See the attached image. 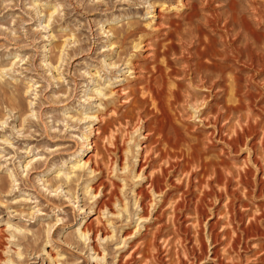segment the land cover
<instances>
[{
    "label": "rangeland",
    "instance_id": "obj_1",
    "mask_svg": "<svg viewBox=\"0 0 264 264\" xmlns=\"http://www.w3.org/2000/svg\"><path fill=\"white\" fill-rule=\"evenodd\" d=\"M194 1L199 0H0V87L8 92L0 95V264H179L182 257L194 262L180 241L199 251L200 235L208 253L196 264H262L260 144L222 149L231 120L215 125L218 109L201 100L181 99L175 106L177 128L200 149L209 148L233 177V202L206 206L200 226L194 203L175 220L182 191L169 198L154 193L150 180L160 168L152 160L155 136L135 129L136 120L126 117L138 113L131 104L142 97L139 91L158 59L164 61L158 42L171 21L193 33L183 20ZM237 1L262 33L257 51L264 57V0ZM215 4L223 11L227 0ZM138 42L143 43L134 48ZM176 52L174 61L179 47ZM180 81L192 94L189 81ZM255 82L263 91L264 74ZM177 174L174 182L186 189V177ZM233 203L235 221L228 214ZM253 224L258 232L246 238L243 229ZM210 229L221 235L219 242L213 244Z\"/></svg>",
    "mask_w": 264,
    "mask_h": 264
},
{
    "label": "bare ground",
    "instance_id": "obj_2",
    "mask_svg": "<svg viewBox=\"0 0 264 264\" xmlns=\"http://www.w3.org/2000/svg\"><path fill=\"white\" fill-rule=\"evenodd\" d=\"M217 2L219 0H199L190 5V12L183 21L187 22L185 25L188 27L194 26L193 31L191 30L193 33H184L183 30L186 29L182 27L181 22L171 21L170 30L164 33V37L158 42V50L162 48L163 51L160 50L157 55L164 61L161 64L158 59L142 91H139L142 97L132 102L131 111L138 109V113L131 112L126 116L136 120L135 129L144 127L155 136L156 148L151 149V152L156 157L152 160L160 161V168L150 180L154 193L169 198L173 191H182L178 196L175 220L189 211L194 203L196 221L200 226L207 217L206 206H214L216 201L225 199L233 202L229 199L233 196V177L227 174V170L222 166L223 161L210 157L209 148L200 149L195 139L188 138L177 128L175 119L179 110L175 109V106L178 102L182 99L184 103L189 104L201 100L209 109H218L213 122L215 125L222 120H231L228 130L231 135L224 137L225 145L222 149L228 147L236 152L252 143L256 146L260 144L264 152V90L262 91L260 82H255L257 77L264 74V57L257 51L262 42V33L245 18L237 0H227L226 9L223 11H219L221 7L216 6ZM257 13L260 17L263 16L260 8ZM257 21V25H260L261 20ZM137 31L135 29V35ZM141 43L143 42L135 44L134 48H138ZM178 47L180 58L174 61L171 55L177 54ZM126 62L136 68V64H132L130 59H126ZM245 74L249 75L244 80L246 83L243 82ZM181 79L189 81L186 87L193 90L192 94L182 89L184 84ZM195 88L201 90L195 91ZM204 90L206 92H203ZM1 94L8 95V92L0 87ZM9 99L10 105L16 107L17 95L11 93ZM148 105H152L154 109H147ZM223 132L224 128L220 127L219 134ZM147 136L148 139L151 138L150 134H146ZM210 140H216V128L212 130ZM211 144L215 146L213 142ZM136 146H139L137 138L131 147L133 158ZM115 149L126 151V148L117 146ZM177 173L186 177V189L183 184L174 182L172 177L178 176ZM245 178L246 176L241 175V184ZM168 186L173 189L166 191L165 187ZM234 207L235 203L228 206L231 221H235L237 217ZM253 226L256 227L254 224ZM253 226L243 229L246 238L258 232V228L254 230ZM209 232L213 244L219 242L221 235L211 229ZM241 236L238 244H241ZM185 241L186 239L180 241L185 248L183 253L195 261L189 262L182 257L179 258V264H196L202 261L208 253L203 235L197 239L199 251L198 248H187ZM261 262L264 264L263 259Z\"/></svg>",
    "mask_w": 264,
    "mask_h": 264
}]
</instances>
